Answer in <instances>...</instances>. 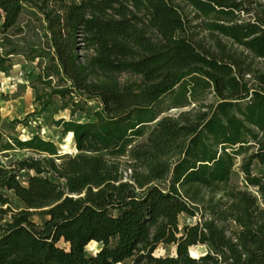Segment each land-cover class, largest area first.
I'll return each instance as SVG.
<instances>
[{"label":"trees","instance_id":"obj_1","mask_svg":"<svg viewBox=\"0 0 264 264\" xmlns=\"http://www.w3.org/2000/svg\"><path fill=\"white\" fill-rule=\"evenodd\" d=\"M26 9L44 35L20 51ZM0 50V72L37 62L71 116L102 106L55 123L75 155L39 135L0 141L32 155L0 167L23 205L0 193V264H264V0H0ZM182 215L202 220L180 228ZM160 245L176 255L155 257Z\"/></svg>","mask_w":264,"mask_h":264},{"label":"rangeland","instance_id":"obj_2","mask_svg":"<svg viewBox=\"0 0 264 264\" xmlns=\"http://www.w3.org/2000/svg\"><path fill=\"white\" fill-rule=\"evenodd\" d=\"M242 17L247 18V16ZM41 25L34 17L28 14L26 9L20 21V26L24 28L23 33L12 37V42L18 45L20 51H29L39 41L40 43L43 42L44 33L40 31V34H38V31L41 30ZM37 34L39 36H36ZM0 53H2L1 50ZM36 63L27 62L22 55H15L11 56L9 61L5 63L4 72H0L3 73V75H0V141L2 144L10 142L12 138L26 141L34 135H39L46 141L54 142L61 155H75L77 154V149L74 138H71L70 135L63 137L62 128L55 127V123L61 120L81 123L93 122L95 121V113L101 110L102 106L96 100H88L83 103L82 108L74 116H71L72 103L68 98L48 97L51 91L38 80L39 70ZM121 81L123 83L133 82L136 81V78L124 75L121 77ZM73 99L75 102L79 101L76 97ZM206 101H212V96H209ZM169 103L170 100H166L165 105L168 106ZM178 112V110H172L164 115H175ZM29 156H32L30 152L20 150L0 153V167L7 168L9 163ZM240 163L241 158L237 160L232 172L231 183L235 187L243 189L246 185L239 170ZM25 178L26 173H22L20 181L24 182ZM0 193L9 199L10 206L14 211L23 208V205L13 192L0 189ZM32 220L37 225H41L44 217L41 214H36L32 217ZM201 220L200 215L194 218L182 215L179 218L180 228L193 226ZM5 221H0V225H3ZM230 230L237 231L238 229L234 224H230ZM59 246L62 248L67 247L63 242ZM99 248L100 245L97 243H91L87 247V254H95ZM191 250H193L196 258L203 256L207 252L206 246H196L191 248ZM175 255L176 248L173 245H160L154 252L155 257L165 258L174 257ZM121 264H132V260H127Z\"/></svg>","mask_w":264,"mask_h":264},{"label":"crops","instance_id":"obj_3","mask_svg":"<svg viewBox=\"0 0 264 264\" xmlns=\"http://www.w3.org/2000/svg\"><path fill=\"white\" fill-rule=\"evenodd\" d=\"M0 75H3V73H0ZM9 79V78H8Z\"/></svg>","mask_w":264,"mask_h":264},{"label":"water","instance_id":"obj_4","mask_svg":"<svg viewBox=\"0 0 264 264\" xmlns=\"http://www.w3.org/2000/svg\"><path fill=\"white\" fill-rule=\"evenodd\" d=\"M192 256V255H191ZM193 257V256H192ZM193 258H196V257H193Z\"/></svg>","mask_w":264,"mask_h":264}]
</instances>
